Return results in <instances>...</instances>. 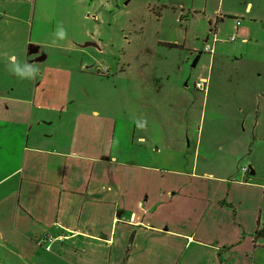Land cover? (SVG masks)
Here are the masks:
<instances>
[{
    "label": "crops",
    "instance_id": "1",
    "mask_svg": "<svg viewBox=\"0 0 264 264\" xmlns=\"http://www.w3.org/2000/svg\"><path fill=\"white\" fill-rule=\"evenodd\" d=\"M57 4L66 22L47 31ZM101 5L0 0V264H264L260 218L240 213L257 203L261 186L245 182L264 155L226 137L228 155L245 153L248 165L242 181H228L220 175L230 167L179 163L175 144L163 161L155 137L145 145L144 119L120 112L115 83L97 66L119 72L96 56L101 39L86 26L101 22ZM231 35L245 44L250 28L233 23L225 39L217 29V42L210 33L204 45L214 55ZM250 93L254 102L242 92L240 103L258 112L264 90Z\"/></svg>",
    "mask_w": 264,
    "mask_h": 264
},
{
    "label": "rangeland",
    "instance_id": "2",
    "mask_svg": "<svg viewBox=\"0 0 264 264\" xmlns=\"http://www.w3.org/2000/svg\"><path fill=\"white\" fill-rule=\"evenodd\" d=\"M100 5L101 22L96 28L86 26L101 39L102 54L96 56L113 61L119 72L97 66L107 69L108 79H113L120 112L130 107L133 117L144 119L145 145L155 137L158 156L169 161L167 146L175 144L179 163L230 167L220 176L242 181L241 169L248 166L245 153L264 155V130L258 132L264 125V100L258 112L248 105L254 102L251 87L256 93L264 90V0H108L107 5L100 0ZM51 13L44 27L47 31L66 22L58 4ZM234 19L250 28L246 43L222 42L214 55L202 53L213 23L218 37L225 39ZM158 40L171 44L159 45ZM199 52L200 59L192 67ZM200 81L203 91L195 89ZM242 92L248 93V103H240ZM135 123L137 130L143 124L139 118ZM228 136L246 140L243 155H228ZM257 161L258 171L245 182L261 186L253 195L257 203L241 207L240 213L250 221L259 217L258 227L264 233V160ZM234 195L244 197L245 193L238 187ZM260 238L264 242V234ZM260 251L264 253V248Z\"/></svg>",
    "mask_w": 264,
    "mask_h": 264
},
{
    "label": "built area",
    "instance_id": "3",
    "mask_svg": "<svg viewBox=\"0 0 264 264\" xmlns=\"http://www.w3.org/2000/svg\"><path fill=\"white\" fill-rule=\"evenodd\" d=\"M235 23V28L236 30L238 29V27L240 26V21L239 20H235L234 21ZM216 32H217V29H216V26L215 25H212L211 27V33L213 34V39H212V43H216L217 42V39H216ZM235 40V36L234 35H231L227 38V41L228 42H232ZM204 53H207V54H212L213 53V45H204L203 47V50H202ZM104 73H106V70L103 71ZM203 81H200L199 83H196L195 84V88L197 90H204L203 87ZM48 242H51V239H48Z\"/></svg>",
    "mask_w": 264,
    "mask_h": 264
},
{
    "label": "clouds",
    "instance_id": "4",
    "mask_svg": "<svg viewBox=\"0 0 264 264\" xmlns=\"http://www.w3.org/2000/svg\"><path fill=\"white\" fill-rule=\"evenodd\" d=\"M58 35H59V37H60L61 39H63V37H64V32H63L62 29L59 31ZM14 71H16L17 75H21V76H24V75H32V74H33V73H24V72L21 73V72L18 71V68H15Z\"/></svg>",
    "mask_w": 264,
    "mask_h": 264
},
{
    "label": "water",
    "instance_id": "5",
    "mask_svg": "<svg viewBox=\"0 0 264 264\" xmlns=\"http://www.w3.org/2000/svg\"><path fill=\"white\" fill-rule=\"evenodd\" d=\"M197 59H198V57H196V58H195V60L193 61V64H192V66H194V65H195V63L197 62Z\"/></svg>",
    "mask_w": 264,
    "mask_h": 264
},
{
    "label": "trees",
    "instance_id": "6",
    "mask_svg": "<svg viewBox=\"0 0 264 264\" xmlns=\"http://www.w3.org/2000/svg\"><path fill=\"white\" fill-rule=\"evenodd\" d=\"M257 235L263 234V230L259 231L258 233H256Z\"/></svg>",
    "mask_w": 264,
    "mask_h": 264
},
{
    "label": "flooded vegetation",
    "instance_id": "7",
    "mask_svg": "<svg viewBox=\"0 0 264 264\" xmlns=\"http://www.w3.org/2000/svg\"><path fill=\"white\" fill-rule=\"evenodd\" d=\"M213 25H215V26H216V22H214V23H213ZM209 26H211V24H210V23H209ZM210 31H211V30H210Z\"/></svg>",
    "mask_w": 264,
    "mask_h": 264
}]
</instances>
